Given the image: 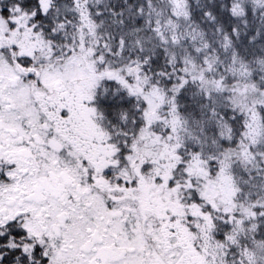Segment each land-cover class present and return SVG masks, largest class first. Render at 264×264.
Listing matches in <instances>:
<instances>
[{
	"label": "snow or ice",
	"instance_id": "1",
	"mask_svg": "<svg viewBox=\"0 0 264 264\" xmlns=\"http://www.w3.org/2000/svg\"><path fill=\"white\" fill-rule=\"evenodd\" d=\"M0 264H264V0H0Z\"/></svg>",
	"mask_w": 264,
	"mask_h": 264
}]
</instances>
